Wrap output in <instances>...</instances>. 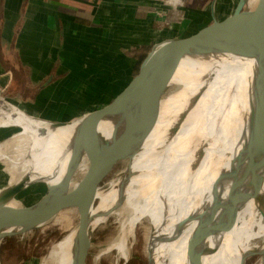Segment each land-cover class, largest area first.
<instances>
[{
    "label": "bare ground",
    "instance_id": "6f19581e",
    "mask_svg": "<svg viewBox=\"0 0 264 264\" xmlns=\"http://www.w3.org/2000/svg\"><path fill=\"white\" fill-rule=\"evenodd\" d=\"M255 1L248 0V5ZM161 63L157 60L154 67ZM256 67L255 60L232 55L225 45L186 52L170 81V86H179L180 90L163 99L157 125L133 154L125 178H118L109 190L99 191L85 235L90 237L98 225L114 215L123 218L121 237L110 249H117L125 259L127 237L146 220V250L152 264H245L252 239L264 238V167H258L246 109L247 98L252 108L254 104L252 80ZM186 84L194 85L184 91L188 89ZM202 88L201 103L184 116L187 100ZM2 106L7 110L4 107L6 111H0V126L18 124L24 131L14 140L19 143V154L12 160L10 182L0 189V199L21 180L28 185L45 184L52 196L82 193L89 181L83 149L92 132L91 120L80 118L60 126L53 121L37 122L12 103ZM234 109L236 113L227 115ZM148 125V101L133 102L122 117H111L100 124L103 150L106 152L117 139L125 144L124 150L128 149ZM8 145L0 147V157ZM206 151L209 156L196 172ZM229 152L234 161L239 157L234 178L227 175L234 167L233 159H224ZM215 157L220 160L216 162ZM78 172L84 177L74 183L73 175ZM206 177L212 187L209 193L197 185ZM227 186L231 190L226 191ZM245 202L244 210L235 211ZM11 204L18 205L16 201ZM179 206L184 208L182 219L176 222L173 233L165 232L163 237L159 230L165 228L164 221ZM128 212L132 215L126 221ZM247 214L254 220L246 221ZM66 219L61 217L57 222L65 223ZM229 222L233 224L229 226ZM24 224L25 220L2 219L0 234L16 233ZM253 226L258 228L256 233L251 232ZM76 236L77 228L56 242L44 264H78Z\"/></svg>",
    "mask_w": 264,
    "mask_h": 264
},
{
    "label": "crops",
    "instance_id": "0c3cea01",
    "mask_svg": "<svg viewBox=\"0 0 264 264\" xmlns=\"http://www.w3.org/2000/svg\"><path fill=\"white\" fill-rule=\"evenodd\" d=\"M218 1L0 0L3 96L37 118L71 121L94 89H112L113 100L142 51L166 40L158 33L191 31L190 16L208 8L213 21Z\"/></svg>",
    "mask_w": 264,
    "mask_h": 264
},
{
    "label": "water",
    "instance_id": "95a60500",
    "mask_svg": "<svg viewBox=\"0 0 264 264\" xmlns=\"http://www.w3.org/2000/svg\"><path fill=\"white\" fill-rule=\"evenodd\" d=\"M219 45L227 46L228 52L232 55L251 58L256 62L257 67L252 80L254 104L252 108L250 99L247 98L246 109L249 114L252 142L259 161L258 167H264V0H256L252 6L248 5V0H238L234 11L225 19L218 20L213 11L211 23L154 44L109 104L71 121L56 122L60 126H66L80 118L92 122V132L83 149V156L88 161L89 175L85 190L80 194L59 196H52L49 192L37 201L26 203L15 199L23 189L32 185L21 180L6 190L0 199V221L25 220V224L16 233L0 234V241L39 228L60 213L74 210L79 215L76 236L78 264H86L91 236L85 235V229L89 224L91 211L97 203V195L102 184L120 162H130L140 144L156 127L162 101L171 87L174 68L184 54L191 49ZM157 60L162 61L160 67H154ZM138 100L148 101V127L130 142L128 149L124 150L125 144L117 139L105 152L103 137L99 134L100 124L111 117H122L128 107ZM12 201H16L18 205L13 206ZM260 254L263 264L264 248ZM149 264H152L150 255Z\"/></svg>",
    "mask_w": 264,
    "mask_h": 264
},
{
    "label": "rangeland",
    "instance_id": "374dc122",
    "mask_svg": "<svg viewBox=\"0 0 264 264\" xmlns=\"http://www.w3.org/2000/svg\"><path fill=\"white\" fill-rule=\"evenodd\" d=\"M237 2L238 0H219L217 3V9H216L218 20H223L226 17H228L234 11V8ZM211 22H212L211 12H210V8H208L203 12H198V13L191 15L189 23H187L185 27L187 29H192V28L197 29ZM177 34H178L177 29L172 32H168V33L163 31L157 34L156 41H161L163 39L173 37ZM150 49L142 51V55L139 58V61L135 66L136 68L138 67L140 61L145 57L146 55L145 53H148ZM119 68H121V64L119 65ZM117 70L119 71V69ZM117 70H111L110 73H113V71H117ZM118 74L119 72H117V75ZM104 83L108 84L107 81H104ZM193 85L194 84L187 86L186 84L188 89L184 91L190 90V88ZM179 90H180L179 86H176V85L171 86L168 89L166 93L167 95H165L164 99L168 98L169 95L171 96L175 94ZM204 92H205V89L202 88L201 90L198 91V93H196L194 96L190 97L187 100V104L183 108V110H185L183 112L184 116H187L189 113H192V111L197 108V106L201 103V98ZM112 94H113L112 89L111 90L110 89L107 90V88L106 90L94 89V92L91 93V95H87L86 104H81L78 107L79 114H77L76 118H79L91 111H96V110L103 108L112 100V97H113ZM6 101L4 100L0 101V111L1 109H3L2 111L5 110L4 109L5 106H2V104L6 105V103H12V102H9L8 100ZM13 105L21 109V107L17 106V104H13ZM233 112L236 113V110L234 109V110L228 111L227 115H230ZM26 115L29 116L30 118L32 117L31 119L37 122L40 120L46 121L44 119L32 116L28 112H26ZM60 122H63V121H60ZM2 126H0V147L3 146L4 144L5 145L9 144V145H8V149L3 151V154H4L3 158L0 157V189L7 188V186L9 185L8 183L10 182V178H11V175H10L11 169L14 165L12 160H14L15 157L19 154V151H18L19 143H16L14 140L18 134L24 131V128L18 124L9 125L10 127H2ZM212 140H213V134H211L210 143L212 142ZM204 147H206V145H204ZM230 153L231 152H229V154L226 155L224 159H226L227 161H231L233 159L232 161H234L235 158L232 157V154ZM208 156H209V153L206 151L198 168L195 170L196 172L199 169L200 165L208 158ZM218 157H215L216 162L220 160L218 159ZM237 158L239 159V157ZM237 158L234 161V165H233L234 167H231V169L228 170L229 172L227 174L228 178L229 177L234 178V176H236L238 173L239 169H238V165L236 164V162H238ZM128 164H129L128 161H123L122 164L119 163L114 168L113 172L109 175V177L102 184L101 191L109 190L114 182L118 181L120 178H125L123 175L128 167ZM195 171H194V175L196 173ZM21 174L22 173L20 172L18 173L19 176ZM79 176H81L82 178ZM83 177L84 175L78 172L75 175H73L72 181L74 183H77V182L79 183L83 179ZM209 183H210V179L209 177H206L204 181L199 182L198 180L197 185L200 187L202 192L209 193L212 190V187L210 186ZM44 185L45 184H32V186H28L25 189H23L15 197V199L19 201L25 200L24 202L26 203L37 201L47 194L48 188ZM225 190L226 191L231 190V186H227ZM30 194L31 195L33 194V195L31 196ZM208 206L209 204L207 203L206 207L208 208ZM206 207H205V210L207 209ZM237 207L238 206H236L235 211L244 210L246 208V202L240 205L238 208ZM183 214H184V208L179 206L177 207L175 213L172 216L168 217L167 220L164 221L163 224L166 223V226L163 229L164 231L159 230L160 232H163L161 234L163 237H166L165 232L171 231L173 233L175 231L176 222L182 219ZM131 215L132 213L130 212L125 214L126 221L130 220ZM217 215H219V213ZM64 216H66L67 218L66 222L58 224L57 219L64 217ZM245 220L250 221L254 219L250 218V215L247 214L245 215ZM122 221H123V218L118 219V217L114 215L112 216V218L110 217L105 223L100 224L96 227L95 231L91 235V246L92 247H90L89 249V255H88L86 264H116V263L117 264H149V252L146 250L147 239H148V236L146 233L148 223L146 220H142L140 223H138L139 225L138 224L136 225V227L137 226L138 227L134 228L133 233L130 236H128L129 238L127 237V241L125 244V254H126L125 259L127 260L124 259V256L117 249H113V248L110 249V247L116 242H118V240L121 237ZM78 224H79L78 213L74 210H68V211L62 212L61 214L57 215L47 224L39 228L27 231L24 234L15 235V236H11V237H7L3 239L0 244V264H44L45 261L48 262L50 259V251L52 249V246L56 244V242L62 240L65 237V235L69 234L71 231L76 229L78 227ZM219 224L222 225V223H219ZM231 224L233 223L229 222V226H231ZM256 230H258L257 226H253V228L251 229V232L256 233L257 232ZM263 243H264L263 237L252 239V241L250 242L249 256L247 257L245 264H260L261 259H262L260 253L262 252L264 248ZM128 249L130 250V252Z\"/></svg>",
    "mask_w": 264,
    "mask_h": 264
},
{
    "label": "built area",
    "instance_id": "2783aa9c",
    "mask_svg": "<svg viewBox=\"0 0 264 264\" xmlns=\"http://www.w3.org/2000/svg\"><path fill=\"white\" fill-rule=\"evenodd\" d=\"M162 2L165 6L172 9H177L183 6V0H162ZM5 89L6 87L0 84V101H6V98L3 96Z\"/></svg>",
    "mask_w": 264,
    "mask_h": 264
}]
</instances>
